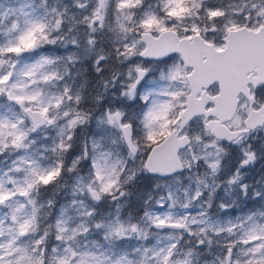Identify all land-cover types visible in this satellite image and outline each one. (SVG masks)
<instances>
[{"label": "snow or ice", "instance_id": "1", "mask_svg": "<svg viewBox=\"0 0 264 264\" xmlns=\"http://www.w3.org/2000/svg\"><path fill=\"white\" fill-rule=\"evenodd\" d=\"M0 264H264V0H0Z\"/></svg>", "mask_w": 264, "mask_h": 264}]
</instances>
